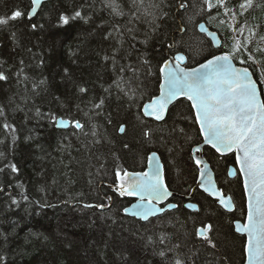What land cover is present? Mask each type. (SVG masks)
<instances>
[{
    "label": "trees",
    "instance_id": "trees-1",
    "mask_svg": "<svg viewBox=\"0 0 264 264\" xmlns=\"http://www.w3.org/2000/svg\"><path fill=\"white\" fill-rule=\"evenodd\" d=\"M154 2L160 5L154 10L158 16L156 29L153 31L147 22H134L129 27L137 31L125 32L122 43L113 38L117 35L112 28L114 18L104 8L103 0H52L34 19L25 16L0 28V68L9 76L6 82L0 81V105L6 107L8 122L17 129L13 143L10 137L5 139L0 127V140H4L0 150L7 156L0 167L10 161L19 169L18 173L10 169L0 172V187L5 189L0 193V264H162L155 254L164 247L158 243L162 234L169 237V246H180L176 253L185 264L245 262V238L233 225L241 209L228 214L198 194L199 212L180 207L162 219L142 222L123 213L133 200L120 197L106 185L115 184L114 170L118 167L142 171L151 151L163 158L172 189L186 191L194 179L191 149L200 136L190 118L187 100L174 105L163 123L142 117L151 129L150 139H146L137 110L128 109L114 86L111 94L105 92L116 79V72L112 61L104 57H111L114 49H119L120 64L148 59L154 72L162 58H170L178 50L188 57L190 67L210 58L209 53L219 52L199 31L198 23H206L207 16L201 13L198 0H189L193 7L187 10L178 6L181 0ZM256 3L260 7L245 16L248 25L264 35V0ZM17 7L30 10L31 0H0V16ZM76 10L85 18L68 25L60 23L61 14L71 15ZM220 19L225 20L224 25L216 21L206 25L220 35L223 43L234 34L227 30L230 18ZM115 22L123 26L126 18H115ZM41 80L45 83L34 88ZM78 86L89 90L84 99L106 97L102 114L89 121L97 126V137L73 135L71 128L60 130L47 118L51 112L57 119H88L76 111ZM153 92L158 94L155 77L141 103L147 102ZM37 109L42 116L36 115ZM121 124L126 125L123 134L118 130ZM206 154L214 163L220 187L232 194L241 208L240 183L226 178L233 157L217 158L210 149ZM21 192L28 200L21 198ZM11 196L18 204L11 203ZM109 196L111 200L106 199ZM86 203L110 207L86 209ZM206 222L213 225L208 236L214 248L195 235ZM176 253L169 252V258Z\"/></svg>",
    "mask_w": 264,
    "mask_h": 264
},
{
    "label": "snow or ice",
    "instance_id": "snow-or-ice-1",
    "mask_svg": "<svg viewBox=\"0 0 264 264\" xmlns=\"http://www.w3.org/2000/svg\"><path fill=\"white\" fill-rule=\"evenodd\" d=\"M103 3L109 15L114 18L112 28L117 35L113 38L118 43H122L125 32L137 31L129 27L134 22H147L152 26L153 31L157 27L158 16L154 10L159 9L160 5L154 0L147 2L146 0H103ZM198 3L203 16H207V21L198 23L197 26L201 32H207L211 37L219 55L209 53L210 58L206 57L198 67H187L185 60L188 57L178 50L170 59L162 58L154 72L148 59L138 61L136 64H120L117 60L119 49H114L111 57H104L106 61H112L113 70L116 72V79L109 88L105 89V92L111 94L114 86L115 91L127 103L128 109L137 110V118L146 129L143 131L146 139H150L151 129L142 117L162 121L165 119L168 106L173 102L183 98L191 103L190 118L197 126L203 143L209 145L220 157L229 154L234 156L236 167L229 169L228 174L234 175L238 171L243 176L244 189L248 196L246 222L241 224L236 221L235 231L247 235L246 243L243 244L246 264H264V35L257 32L255 26H249L245 16V13L260 5L256 0H198ZM39 4L41 0H31L30 10L17 7L10 14L0 16V28L7 27L25 16L31 19L36 14V6ZM178 6L185 10L193 7L189 0H181ZM163 15L167 14L163 13ZM220 17L230 18L232 23L227 26V30L234 34L230 41L223 43L218 39L216 32L209 31L206 27V24L210 25L214 21L224 25L225 20ZM78 18L85 17L82 16L81 11L76 10L71 15L61 14L59 21L62 25H68L70 21ZM115 18H126V23L121 26L115 22ZM32 28L35 29L36 25L33 24ZM245 31L248 32L247 36H244ZM109 36H112V33H109ZM132 39L135 40L136 37L133 35ZM144 42L146 43L147 40ZM172 47L168 45L169 49ZM22 71L23 69L20 70ZM153 77L158 81V94L150 93L147 102L141 103ZM8 79L5 70L0 68V81L6 82ZM44 83L45 81L41 80L33 87L37 88ZM88 91L87 87L78 86L79 103L76 104V111L88 118L84 122L75 118L70 121L57 119L51 112L47 114V118L58 126L70 127L73 135L97 137L99 135L97 126L89 121L102 114L106 97L84 99ZM62 106L67 108V105ZM6 112V107L0 105V127L4 130L5 139L10 137L14 143L17 129L14 124L8 122ZM36 115L43 114L37 109ZM86 128L88 131L85 130ZM118 130L122 134L125 133L126 125L121 124ZM179 131L187 136L184 129ZM2 144L4 140H0V145ZM200 151L199 147L195 149L197 153ZM4 160H7V156L3 150H0V161ZM146 160L148 171H128L118 167L114 170V177L115 189L120 197L137 198V203L132 204L130 208H123L125 216L130 215L151 222V217L162 219L181 206L169 200L173 193L166 183L163 165L157 152L151 151L146 155ZM194 163L200 176L198 183L204 186V191L224 210L232 211L234 208L232 197L216 186L210 173L205 183L207 163L198 158H194ZM202 164L204 167H201ZM103 166L102 164L101 167ZM5 169H10L12 173L19 172L16 164L10 161L0 167V172H4ZM3 192L5 189L0 187V193ZM20 196L23 200H28L24 192H21ZM10 199L12 204H18L15 196H11ZM106 199L111 200L112 197ZM83 207L103 210L110 205L86 203ZM184 207H193V205L186 204ZM212 230V224L202 225L196 230L195 235L202 237L214 248L216 245L206 235ZM168 242L169 237L166 234L159 236L158 243L164 247L155 254L161 258L162 264H185L184 259L176 253L180 246H169ZM169 252L176 254L169 258Z\"/></svg>",
    "mask_w": 264,
    "mask_h": 264
},
{
    "label": "flooded vegetation",
    "instance_id": "flooded-vegetation-1",
    "mask_svg": "<svg viewBox=\"0 0 264 264\" xmlns=\"http://www.w3.org/2000/svg\"><path fill=\"white\" fill-rule=\"evenodd\" d=\"M216 54L219 55L220 53L218 52V53H216ZM188 67H190V66H188ZM190 105H191V104H190ZM150 120H151V119H150ZM153 121H154V120H153ZM155 122H157V121H155ZM163 122H164V121H163ZM163 122H157V123H163ZM195 126H196V125H195ZM196 128H197V126H196ZM197 130H198V129H197ZM201 143H202V137H200V141H199L197 144H195V145L192 147V149H191V159L193 160V162H194V158H196L195 153H194V148H195L197 145H200ZM207 149H210V148H205V150H204V155H205L206 159L210 162V164H211V166H212V168H213V170H214V172H215L216 180H217V183H218V176H217V173H216V170H215L214 163L211 162V161L208 159L207 154H206ZM210 150H212V149H210ZM212 151L215 153L214 150H212ZM156 152H157V151H156ZM157 153H158V152H157ZM149 154H150V153H149ZM215 154H216L217 158H220V159L223 158V157H220L219 154H217V153H215ZM159 155H160V153H159ZM160 156H161V155H160ZM228 156H232V157H233V163L229 166V168H228V170H229L232 166H234V167H236V166H235V163H234V156H233L232 154H229ZM161 158H162V157H161ZM162 161H163V158H162ZM163 163H164V162H163ZM193 164H194V170H193V173H194V179H193V182L191 183L190 188H189L188 190H186V191H183V190H182V191H178V190L172 189V188L169 186L170 191L176 194L174 197H172V198L170 199V201L173 202V203H177V204H179V205L181 206V208H184V209H186V210H188V211H190V210L187 209V207H184V205L188 204L189 202H193V203H195V204H197V205L199 206V210H198V211H195V212H193V211H190V212H192V213H196V212H199V211H200V205L196 202V195L201 194V195H203V196H205V197L211 199L212 201H214V202L216 203V205H217L221 210H223L224 212H226V213H228V214H233V213H229V212L225 211L223 208H221V207L219 206V203H218L216 200H213L211 197H209L208 195H206V193H204V192L201 191L200 189H197V190L194 192V196H193L192 199H190V200L187 199V197H189V196L191 195L193 189L196 187V185H197V183H198V181H199V179H200V176H199V173H198L197 166H196L195 163H193ZM147 165H148V164H147V160H146V162H145V167H144V169H143L142 171H146V169H147ZM164 167H165L166 183L169 185V177H168V172H167V169H166L165 164H164ZM201 167H202V165H201ZM226 178H227L228 180H235V179H237V180L239 181V183H240V189H241V192H242V201H243V205H242L241 208H240V207H239L240 204H238V201L236 200V198H235L232 194L227 193L225 190H223V189L220 187L219 183H218L220 189H221L226 195H230V196L233 198V201H234L235 206H236V210H235V212H236L238 209H241V213H240L239 217H236V218L233 219V225H234V230H235V222H236V221H242V222H244L245 219H246V215H247L246 196H245V192H244V188H243V179H242V177H241V175H240L239 172L237 173V176H236L235 178H230V176H229V174H228V172H227ZM114 185H115V184H114ZM113 190L118 194V192H117L115 189H113ZM125 197H126V196H125ZM126 198H130V199H132V200H133V203H134V201H135L132 197H126ZM133 203H132V204H133ZM132 204H131V205H132ZM129 206H130V205H129ZM129 206H128V207H129ZM176 210H178V209L172 210L170 213H172V212H174V211H176ZM154 219H156V218H154ZM151 220H152V219H151ZM206 224H210V223H207V222L204 223V225H206ZM200 227H201V226H200ZM200 227H199V228H200ZM199 228H198V229H199ZM209 233H210V232H207L206 235L208 236ZM201 238H202V237H201Z\"/></svg>",
    "mask_w": 264,
    "mask_h": 264
},
{
    "label": "water",
    "instance_id": "water-1",
    "mask_svg": "<svg viewBox=\"0 0 264 264\" xmlns=\"http://www.w3.org/2000/svg\"><path fill=\"white\" fill-rule=\"evenodd\" d=\"M50 1H52V0H41V4H39V5L36 6V14L33 15L32 18H31L30 20L34 19V18L38 15V13H39L40 9L42 8V6H43L44 4L50 2ZM206 27L208 28L209 31H212L207 25H206ZM199 31H200V30H199ZM200 32H201V31H200ZM213 32H214V31H213ZM201 33L204 34V35H206V36L211 40V37L208 36L207 32H201ZM216 34H217L218 39H220L221 42H222V39H221L220 35H219L217 32H216ZM211 42H212V40H211ZM212 44H213L214 48L217 49V48L215 47V45H214L213 42H212ZM170 58H171V57H170ZM170 58H169V59H170ZM185 65L188 67V59L185 60ZM237 66H239V65L237 64ZM193 67H198V65L193 66ZM181 100H185V99L180 98L178 101H175V102H173L172 104H170V105L168 106V111H167L166 114H165V119L162 120V121H157V122H163V121H165L166 118H167V116H168V113H169L170 109H171L174 105H176L179 101H181ZM188 102H189V101H188ZM189 103H190V102H189ZM190 104H191V103H190ZM146 118H147V119H151V118H148V117H146ZM59 119H60V118H59ZM64 120H65V119H64ZM151 120H152V119H151ZM67 121H69V120H67ZM56 127H57L58 129H60V130H66V129H69V128H70V127H62V126H58L57 124H56ZM197 147H199V148L201 149V151L198 152V153L195 152V149H196ZM205 148H210V149H211V147H210L209 145H206V144L203 143V138H202V143H201L200 145H197V146L194 148V153H195L196 158L201 159L202 161H204V162L207 163V169H206V171H205V183L207 182V178H208V175H209V173H210L211 179L215 182L216 186H217L218 188H220L219 185H218V183H217V180H216L215 172H214V170H213V168H212L210 162L206 159V157H205V155H204V150H205ZM212 150H213V149H212ZM157 156H158V158H159L161 164L163 165V174H164V176H165V167H164V163H163L162 158H161V156L159 155V153H157ZM202 167H204L203 164H202ZM233 168H235V167L232 166L230 169H233ZM148 170H149V168H148V165H147V169H146V171H148ZM237 173H238V171H237L234 175H229L230 178H235V177L237 176ZM240 175H241V174H240ZM241 177H242V179H243V176H242V175H241ZM165 179H166V177H165ZM199 180H200V179H199ZM106 185L109 186V187H111L112 189H115V185L108 184V183H107ZM243 188H244V182H243ZM197 189H200L201 191H203L204 193H206V192L204 191V186H202L201 184L197 183L196 187L193 189L191 195H190L189 197H187V199H189V200L192 199L193 196H194V192H195ZM115 190H116V189H115ZM169 190H170V189H169ZM116 191H117V190H116ZM244 192H245V189H244ZM172 193H173V192H172ZM175 195H176V194L173 193V196H172V197H174ZM206 195H208V193H206ZM208 196H209V195H208ZM229 196H230V195H229ZM245 196H246V203L248 204V196H247V193H246V192H245ZM126 197H128V196H126ZM172 197H170L169 200H170ZM209 197H210V196H209ZM132 198L135 200L133 204L137 203V198H135V197H132ZM211 198H212L213 200H215L213 197H211ZM232 200H233V198H232ZM188 204H189V205H193V207H187V209H189L190 211L195 212V211H198V210H199V206H198L197 204H195V203H193V202H189ZM233 205H234L233 210H232V211H227V212H229V213H234V212H235V210H236V206H235L234 201H233ZM219 206H220V205H219ZM130 207H131V205L129 206V208H130ZM220 207H221V206H220ZM221 208H222V207H221ZM105 209H106V208H105ZM103 210H104V209H103ZM225 211H226V210H225ZM128 217H130V218H134V219L139 220V221H142V222H148V221L140 220V219H138V218H136V217H132V216H130V215H129ZM154 218H156V217H151L150 220H151V219H154ZM239 222L242 224V223L246 222V219H245L244 222H242V221H239ZM235 227H236V224H235ZM235 232H236V231H235ZM236 233H237V232H236ZM237 234L240 235V236H243V237L245 238V243H246L247 235H246V234H241V233H237ZM243 264H246V256H245V262H244Z\"/></svg>",
    "mask_w": 264,
    "mask_h": 264
},
{
    "label": "bare ground",
    "instance_id": "bare-ground-1",
    "mask_svg": "<svg viewBox=\"0 0 264 264\" xmlns=\"http://www.w3.org/2000/svg\"><path fill=\"white\" fill-rule=\"evenodd\" d=\"M201 23H205V22H201ZM67 120V119H66ZM70 121V120H69Z\"/></svg>",
    "mask_w": 264,
    "mask_h": 264
},
{
    "label": "rangeland",
    "instance_id": "rangeland-1",
    "mask_svg": "<svg viewBox=\"0 0 264 264\" xmlns=\"http://www.w3.org/2000/svg\"><path fill=\"white\" fill-rule=\"evenodd\" d=\"M241 202V201H240ZM209 235V234H208Z\"/></svg>",
    "mask_w": 264,
    "mask_h": 264
}]
</instances>
